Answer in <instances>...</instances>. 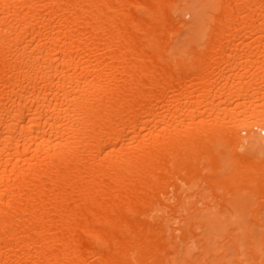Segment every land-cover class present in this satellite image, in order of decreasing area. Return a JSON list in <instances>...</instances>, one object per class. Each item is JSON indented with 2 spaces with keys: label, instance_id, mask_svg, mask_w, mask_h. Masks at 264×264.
I'll return each instance as SVG.
<instances>
[{
  "label": "bare ground",
  "instance_id": "6f19581e",
  "mask_svg": "<svg viewBox=\"0 0 264 264\" xmlns=\"http://www.w3.org/2000/svg\"><path fill=\"white\" fill-rule=\"evenodd\" d=\"M0 264H264V0H0Z\"/></svg>",
  "mask_w": 264,
  "mask_h": 264
},
{
  "label": "rangeland",
  "instance_id": "374dc122",
  "mask_svg": "<svg viewBox=\"0 0 264 264\" xmlns=\"http://www.w3.org/2000/svg\"><path fill=\"white\" fill-rule=\"evenodd\" d=\"M243 220H244L246 226H248L249 228H253V232L257 234L258 228H256L254 226V222L252 221L251 211H250V213L248 212L247 214L244 215ZM233 227L234 226H231V224L228 225V231H230V233H233V229H234Z\"/></svg>",
  "mask_w": 264,
  "mask_h": 264
}]
</instances>
